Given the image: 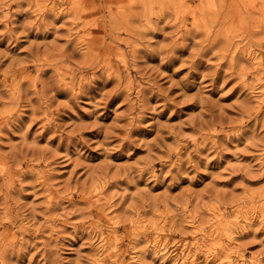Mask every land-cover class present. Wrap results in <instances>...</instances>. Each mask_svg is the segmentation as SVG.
Wrapping results in <instances>:
<instances>
[{"label": "rangeland", "instance_id": "obj_1", "mask_svg": "<svg viewBox=\"0 0 264 264\" xmlns=\"http://www.w3.org/2000/svg\"><path fill=\"white\" fill-rule=\"evenodd\" d=\"M0 264H264V0H0Z\"/></svg>", "mask_w": 264, "mask_h": 264}, {"label": "bare ground", "instance_id": "obj_2", "mask_svg": "<svg viewBox=\"0 0 264 264\" xmlns=\"http://www.w3.org/2000/svg\"><path fill=\"white\" fill-rule=\"evenodd\" d=\"M182 261V260H181ZM184 261V260H183Z\"/></svg>", "mask_w": 264, "mask_h": 264}]
</instances>
